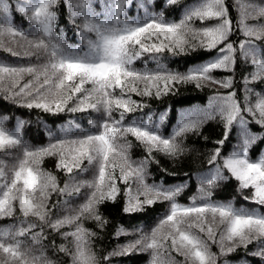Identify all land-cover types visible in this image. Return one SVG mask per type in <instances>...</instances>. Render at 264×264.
I'll return each mask as SVG.
<instances>
[{"label": "snow or ice", "instance_id": "obj_1", "mask_svg": "<svg viewBox=\"0 0 264 264\" xmlns=\"http://www.w3.org/2000/svg\"><path fill=\"white\" fill-rule=\"evenodd\" d=\"M239 2V0H238ZM58 0H26L19 6V11L27 14L29 22L35 26L36 35L28 36L10 24L0 28V37L9 34L26 40L35 52L26 51L25 56L42 53L46 61L39 66L0 65V89L7 80L9 87L4 89L11 97H24L22 106L39 108L45 112H62L77 94L76 103L68 109L75 112L103 113L99 121L90 123L98 129L96 133H86L75 139L57 140L47 146L33 148L27 145L20 133L23 121H18L14 131H9L0 120V151L20 148L22 155L16 158L11 168V177L5 171L6 162L0 159V218L19 214L23 219L19 227L0 230V264H54L44 253L31 254L30 249H22L23 241L18 239L30 235L34 244L47 239L45 227L54 232L61 228L75 225L74 230L63 232L67 239L72 237L75 251L65 245L58 246L57 251L71 256L72 264H100V260L91 247V237L95 236L84 227L86 219L95 220L99 226L107 221L99 211V205L105 201H115L119 194L117 179L127 183L129 178L138 180L144 188L145 199H129L124 211H142L144 205L159 201H168L169 212L152 229L139 239L124 245L113 255L131 252L137 246L142 250L152 251L151 264H177L171 252L183 257L181 264H218V256L210 250L209 241L219 246L220 256H225L236 247H247L253 240L264 238V215L244 208H235L231 203L213 202L212 189L219 181L230 177L239 182V188L253 189L250 197H245L255 204L264 206V156L250 159L248 147L258 137L248 131L249 121L243 113L252 117L254 122L264 128V96L257 94L255 104L249 103L248 94L252 91L246 87L244 106L236 99V93L217 94L211 103L218 105L215 113L207 112L208 119L218 115L223 123V139L215 141L223 145L228 139L234 123L242 129L243 142L240 151H233L222 157L221 149L212 150L209 164H216L210 176L201 178L197 195L189 206L181 205L176 197L183 191L184 185L164 187L148 185L146 169L154 161L153 151H159L172 158L181 156L184 148L177 138L189 131H198L202 120L191 113L184 114L171 136L160 133L158 126L140 118V122L125 123L130 113L142 110L146 105L131 99L129 93L138 96H155L160 98L172 92L177 84L195 83L201 87L204 82L219 83L224 88L232 86L231 78L216 80L211 73L214 70L232 71L236 64L239 50L245 59L251 57L254 71L244 77L245 85L264 79V59L257 57V47L253 39H264V25H249L247 20L264 17V5L243 4L239 30L249 38L239 42L238 46L230 41L232 21L228 15L224 0H197L186 6L181 18L167 20L163 11L153 12L149 5L153 0H99L100 11L94 7L96 0H65L71 17L79 16V35L86 47H71L63 43V35H57L56 5ZM179 0H159L158 8L172 6ZM8 0H0V12L9 11ZM136 7L144 10L143 18H129L128 9ZM248 9H253L249 11ZM216 20V24L205 21ZM199 21L201 27L196 26ZM75 22V21H74ZM92 34L91 36L88 34ZM2 43V42H0ZM201 48L207 51L218 50V55L206 63L190 68L187 72H173L158 67L157 70L138 71L132 65L145 54L168 52L172 55L186 54ZM11 51V49H9ZM21 55V53H13ZM24 74L33 79L13 91ZM43 77V79H41ZM90 84V89L84 85ZM119 89V95L116 90ZM43 90V91H42ZM45 93H52L55 99L49 101ZM31 97V99H28ZM210 103V106H211ZM118 112V118L113 115ZM161 114V122L164 120ZM131 135L145 146L147 156L134 163L128 156L131 142L118 144V139ZM57 158V170L64 171L69 179L61 187L57 177L41 167L45 157ZM218 158L222 163H217ZM87 160L89 165L95 161L98 165L96 177L89 181L72 175L74 170L87 171L82 167ZM119 170V177L114 174ZM225 170L229 175H225ZM90 188L85 201L78 206L75 215H65L52 219L55 204L49 206L53 194L58 196L79 195L82 188ZM130 191V189H129ZM203 201L197 204L196 201ZM59 203V201H57ZM34 217L39 224L29 221ZM223 225L219 239L216 229ZM39 228V231H33ZM123 234V229L117 235ZM203 234V235H201ZM170 242V243H169ZM55 246V243L53 242ZM168 253L167 258H162ZM264 258V249L254 253Z\"/></svg>", "mask_w": 264, "mask_h": 264}, {"label": "trees", "instance_id": "obj_2", "mask_svg": "<svg viewBox=\"0 0 264 264\" xmlns=\"http://www.w3.org/2000/svg\"><path fill=\"white\" fill-rule=\"evenodd\" d=\"M26 0H8L9 11L7 13L0 12V28L10 24L14 28L22 31L25 35H36V28L32 25L27 14L19 11V6L24 5ZM138 0H133L135 5ZM159 0H153L149 5V9L153 12L163 11L167 20L178 21L186 6L197 2V0H179V3L172 6L158 8ZM225 7L228 9V15L232 21V34L230 41L234 46H238L242 40L249 39L245 37L239 30L241 19V7L243 4L264 5V0H224ZM94 7L100 11L99 0H96ZM253 11V9H248ZM56 11V33L63 35V43L71 47H86L79 35L78 25L81 22L79 16L71 17L68 6L65 0H58L55 8ZM129 18H143L144 10L136 7L128 9ZM75 21V22H74ZM218 21H205V24H216ZM249 25L262 26L264 25V17L257 16L247 20ZM197 27H201L200 22H196ZM92 35V34H88ZM253 43L257 47V57L264 59V39L255 40ZM0 65L9 66H27L35 65L39 70V66L46 61V57L40 53L38 55L25 56L24 52H35L30 48L26 40L20 37H12L5 34L0 37ZM11 49V51H9ZM13 53H21L14 55ZM154 54H145L141 59L135 61L132 65L138 71L152 70L155 71L158 67L173 72L184 73L190 68L199 64L208 62L218 55V50L213 49L207 51L197 48L195 51H188L186 54L172 55L168 52L159 54L156 59H153ZM254 71V65L251 62V57L245 59L241 56L239 50L236 53V64L234 70H214L211 73L216 80H226L231 78L232 86L224 88L219 83L204 82L201 87H197L195 83L177 84L172 92L167 95H162L160 98L153 96H138L135 93H129L131 99L138 101L146 107L142 110L130 113L125 120L140 122L143 118L148 122V117H151L150 123L153 127L159 128V131L164 136H171L175 131L181 117L186 113H191L193 117H199L202 123L198 131H189L177 138V142L182 144L184 152L177 158H172L159 151H153L152 156L154 161L147 165L146 180L148 185H158L164 187H175L184 185L183 191L176 197L179 204L189 206L192 198L197 195V190L201 185V178L210 176L216 164H209L208 160L212 154V150L220 147L221 156L230 155L233 151H240L243 136L242 129L238 124L234 123L232 130L228 135V139L221 146L215 143L223 139L224 126L220 117L217 115L215 119H208L207 112L215 113L217 104L211 103V98L217 94L227 95L230 92L236 93V99L241 107L244 106L246 87L252 89L248 94L249 103L255 104L257 94L264 96V79H259L245 85L244 77L250 76ZM33 76L24 74L20 79L19 85L13 91H19L20 87L32 80ZM43 79V77H41ZM9 84L7 80L2 89H0V120L9 131H14L18 121H23V127L20 129L23 141L33 147L47 146L49 143H54L57 140L75 139L86 133H96L97 128H94L90 121H99L103 113H96L91 110L87 112H71L70 109L75 103L76 98L84 93L77 94L72 101L68 102L65 110L62 112H45L39 108H27L22 106L24 97H11L7 89ZM85 89H90L92 85L85 84ZM43 91V90H42ZM49 101L55 99L52 93H45ZM119 95V89L115 92ZM31 99V97H28ZM211 103V106H210ZM164 114L165 118L161 122L160 116ZM118 118V112L113 113ZM249 121L247 128L252 134L258 137H264V128L256 124L251 116L243 113ZM127 141L131 142V148L128 149V156L134 163H138L147 156L145 146L140 144L131 135L123 139H118V144H124ZM22 155L20 148L5 149L0 151V159L6 162L5 171L11 177V168L16 162V158ZM248 156L250 159H259L264 156V139H256L248 147ZM57 158L55 156L45 157L41 167L57 177V180L62 187L69 179L64 171L57 170ZM217 163H222L218 158ZM82 167L87 168V171L80 172L74 170L72 175L79 179L93 180L98 174V165L94 161L89 165L87 160L84 161ZM119 177V170L114 173ZM226 176L229 175L225 170ZM117 187L119 194L115 201H105L99 205V211L102 217L107 221L103 226H99L95 220L86 219L83 221L84 227L95 233L91 237V247L100 260V264H151L152 251L142 250V246H137L134 250L123 255H113L105 260L113 251H119L124 245L139 239L145 234H150L152 229L157 227L160 221L168 214L170 204L168 201H157L152 205H144L142 211L125 212L124 208L129 199L135 200L137 197L140 200L145 199V191L143 185L135 178H129L127 183L117 179ZM130 189V191H129ZM92 191L90 188H82L79 195L74 196H58L53 194L49 200V206L55 204L56 207L52 212V219L63 217L65 215H75L78 206L85 201L87 194ZM252 189H240L239 182L234 178L219 181L212 189L211 200L213 202L231 203L235 208H244L250 211H256L264 215V206L246 200L245 197H250ZM59 201V203H57ZM197 204L203 201L197 200ZM23 217L20 216L17 209L16 214L11 217L0 218V230L5 228L19 227ZM29 221L39 224V221L34 217H29ZM223 225H219L216 229V238L219 239L220 232L223 230ZM75 225L61 228L59 232H54L50 228L45 227L44 232L47 239L42 240L38 244H34L30 239V235L18 237L23 241L22 249H30L31 254L39 255L41 252L44 256L54 262V264H72L70 255L57 251L59 245H65L69 250L75 251L73 238L65 239L61 233L74 230ZM123 229V234L117 235L118 230ZM33 231H39V228ZM203 235V234H201ZM55 243V246L53 245ZM170 243V242H169ZM210 250L218 256V264H264V258L254 255L257 251L264 249V238L253 240L247 247L239 246L235 250L225 256H220L219 246L216 243L209 241ZM168 253H164V259ZM171 257L181 264L183 257L175 252H171Z\"/></svg>", "mask_w": 264, "mask_h": 264}, {"label": "rangeland", "instance_id": "obj_3", "mask_svg": "<svg viewBox=\"0 0 264 264\" xmlns=\"http://www.w3.org/2000/svg\"><path fill=\"white\" fill-rule=\"evenodd\" d=\"M252 191H253V189H252Z\"/></svg>", "mask_w": 264, "mask_h": 264}]
</instances>
